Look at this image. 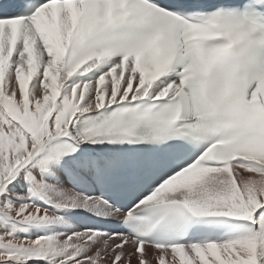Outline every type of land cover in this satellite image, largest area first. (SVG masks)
<instances>
[{
  "label": "snow or ice",
  "instance_id": "snow-or-ice-1",
  "mask_svg": "<svg viewBox=\"0 0 264 264\" xmlns=\"http://www.w3.org/2000/svg\"><path fill=\"white\" fill-rule=\"evenodd\" d=\"M0 264H264V0H0Z\"/></svg>",
  "mask_w": 264,
  "mask_h": 264
}]
</instances>
